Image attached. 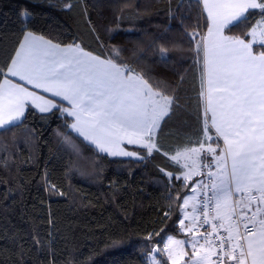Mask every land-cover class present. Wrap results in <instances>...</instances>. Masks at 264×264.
Instances as JSON below:
<instances>
[{
    "label": "snow or ice",
    "instance_id": "1",
    "mask_svg": "<svg viewBox=\"0 0 264 264\" xmlns=\"http://www.w3.org/2000/svg\"><path fill=\"white\" fill-rule=\"evenodd\" d=\"M195 2L201 7L196 29L184 33L199 79L197 107L203 119L195 138L163 152L156 138L161 122L178 106L179 85L156 80L133 64L149 51L167 63L165 45L138 41L133 61L121 47L93 54L30 30L23 32L11 62L5 57L0 64V134L20 127L25 111L33 108L59 113L65 127L97 154L142 162L162 152L174 171H160L181 181L179 189L172 185L176 196L170 193L168 199L186 238L168 236L163 249L146 253L147 264H161L157 253L166 254L170 264H264V0ZM64 7L71 9L72 0ZM201 19L206 32L200 30ZM234 27L241 34L227 35ZM63 143L83 158L70 134H63Z\"/></svg>",
    "mask_w": 264,
    "mask_h": 264
},
{
    "label": "trees",
    "instance_id": "2",
    "mask_svg": "<svg viewBox=\"0 0 264 264\" xmlns=\"http://www.w3.org/2000/svg\"><path fill=\"white\" fill-rule=\"evenodd\" d=\"M66 2L0 0V64L5 57L11 62L26 30L93 54L121 47L133 61L136 43L155 39L168 47V62L149 51L133 66L179 85L178 106L161 122L157 141L163 152L195 138L203 119L199 79L184 34L196 29L201 7L195 0H72L71 9ZM200 25L205 32V21ZM226 34L240 35L241 28ZM64 133L80 146L83 158L63 143ZM162 152L142 162L97 154L65 127L59 113L27 109L20 127L0 134V264H147L146 253L156 244L169 235L182 237L178 210H169L168 199L170 193L176 196L172 185L179 189L181 181L160 171H174ZM157 258L168 264L162 253Z\"/></svg>",
    "mask_w": 264,
    "mask_h": 264
},
{
    "label": "crops",
    "instance_id": "3",
    "mask_svg": "<svg viewBox=\"0 0 264 264\" xmlns=\"http://www.w3.org/2000/svg\"><path fill=\"white\" fill-rule=\"evenodd\" d=\"M205 32H206V29H205ZM22 39H23V37H22ZM21 39V40H22ZM11 79H13V80H16L17 78H14V77H10ZM19 82V81H18ZM20 83H23V82H20ZM29 88H31V86L29 85L28 86ZM37 91H40V90H37ZM44 95H49V94H44ZM36 110V109H35ZM38 111V110H37ZM26 112V111H25ZM39 112V111H38ZM43 114H49V113H43ZM73 133H75V132H73ZM76 134V133H75ZM77 135V134H76ZM78 136V135H77ZM82 140H83V138L82 137H80ZM87 143V142H86ZM127 146H135V145H126V147ZM93 147V146H92ZM137 147V146H136ZM105 155H107V154H105ZM108 156V155H107ZM117 158H125V159H133V158H128V157H117ZM199 179H200V177H199ZM193 193L192 192H190L189 193V195H192ZM182 234V237H179V238H177V237H175L176 239H185L186 237H185V235L183 234V233H181ZM170 236V235H169ZM168 237V236H167ZM166 237V238H167ZM166 238H165V240H164V242L166 241ZM164 242L162 243V249H163V246H164ZM188 252H189V255H191V249L190 248H188V249H186ZM162 255H163V257H164V259L167 261V263L168 264H170V262L167 260V255L166 254H163L162 253Z\"/></svg>",
    "mask_w": 264,
    "mask_h": 264
},
{
    "label": "rangeland",
    "instance_id": "4",
    "mask_svg": "<svg viewBox=\"0 0 264 264\" xmlns=\"http://www.w3.org/2000/svg\"><path fill=\"white\" fill-rule=\"evenodd\" d=\"M136 147V146H135ZM202 177H200V179H201ZM193 179H196V180H198L199 179V177H194ZM161 245V248L160 249H162V244H160Z\"/></svg>",
    "mask_w": 264,
    "mask_h": 264
},
{
    "label": "built area",
    "instance_id": "5",
    "mask_svg": "<svg viewBox=\"0 0 264 264\" xmlns=\"http://www.w3.org/2000/svg\"><path fill=\"white\" fill-rule=\"evenodd\" d=\"M155 247L161 248V245L160 244H156Z\"/></svg>",
    "mask_w": 264,
    "mask_h": 264
}]
</instances>
